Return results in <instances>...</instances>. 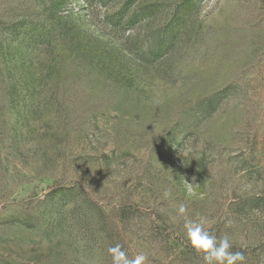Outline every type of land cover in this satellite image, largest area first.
Returning a JSON list of instances; mask_svg holds the SVG:
<instances>
[{
	"label": "rangeland",
	"instance_id": "374dc122",
	"mask_svg": "<svg viewBox=\"0 0 264 264\" xmlns=\"http://www.w3.org/2000/svg\"><path fill=\"white\" fill-rule=\"evenodd\" d=\"M199 216L264 264V0H0V264H204Z\"/></svg>",
	"mask_w": 264,
	"mask_h": 264
},
{
	"label": "clouds",
	"instance_id": "9594fccd",
	"mask_svg": "<svg viewBox=\"0 0 264 264\" xmlns=\"http://www.w3.org/2000/svg\"><path fill=\"white\" fill-rule=\"evenodd\" d=\"M186 190L189 196L194 194L192 184L187 181ZM170 195V191H165V197ZM177 211L179 215L183 216L186 212V206L180 204ZM206 223L207 219L204 216H199L197 219H186L184 223L186 238L197 252L203 253L204 264H244V253L231 251L233 245L229 237L227 235L215 236L206 230ZM108 253L112 257V264H144L147 259L143 253L129 258L119 244L109 247Z\"/></svg>",
	"mask_w": 264,
	"mask_h": 264
}]
</instances>
